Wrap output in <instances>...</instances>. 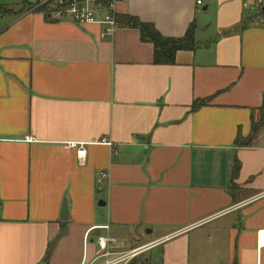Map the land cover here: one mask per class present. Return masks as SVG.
<instances>
[{
    "label": "crops",
    "instance_id": "obj_1",
    "mask_svg": "<svg viewBox=\"0 0 264 264\" xmlns=\"http://www.w3.org/2000/svg\"><path fill=\"white\" fill-rule=\"evenodd\" d=\"M25 1L0 0L18 7L0 15V264H84L105 234L151 244L129 264H264V127L247 145L264 99L256 0L119 3L165 37L196 22L199 47L173 64L119 19L102 37Z\"/></svg>",
    "mask_w": 264,
    "mask_h": 264
},
{
    "label": "built area",
    "instance_id": "obj_2",
    "mask_svg": "<svg viewBox=\"0 0 264 264\" xmlns=\"http://www.w3.org/2000/svg\"><path fill=\"white\" fill-rule=\"evenodd\" d=\"M125 1L127 0H40V5L49 3L51 7L49 16L55 20L98 24L102 26L101 36L104 37L113 35L119 28L118 4ZM197 3L201 4L202 0H198ZM256 3L258 9L264 11V0H256ZM70 146L77 149L80 163H83L86 154L84 144L72 142ZM99 174L101 177L108 176L105 171ZM96 243L99 247L98 252L84 264H129L151 246V244H145L126 248L122 240L111 234L98 236ZM258 246L260 249L264 247V232L259 233Z\"/></svg>",
    "mask_w": 264,
    "mask_h": 264
},
{
    "label": "trees",
    "instance_id": "obj_3",
    "mask_svg": "<svg viewBox=\"0 0 264 264\" xmlns=\"http://www.w3.org/2000/svg\"><path fill=\"white\" fill-rule=\"evenodd\" d=\"M22 5H29V7L39 5V7L35 8V11L44 12L46 15H48L51 11L49 3L40 5V1H37L36 3H28L25 1ZM21 11H23V9ZM6 14H16V10H14L12 6L0 3V15ZM118 19L120 24L123 26L138 28L140 30L142 40L153 43L154 62L156 64H173L175 62V54L178 50H195L199 47V44L195 41L196 22H193L190 25L183 37L170 38L163 36L152 23L143 22L138 17L127 15L120 16ZM245 24L246 23H244V26ZM210 101V98L196 99L193 102L192 108L198 109L206 106L210 103ZM262 127H264V99L261 107L259 108L258 119L256 121L253 120L252 135L248 138L247 145L252 143L253 139L259 134ZM240 167V161L236 158L234 160L232 170L233 179L238 176ZM133 264H137V262L135 261ZM141 264H145V260H143Z\"/></svg>",
    "mask_w": 264,
    "mask_h": 264
},
{
    "label": "rangeland",
    "instance_id": "obj_4",
    "mask_svg": "<svg viewBox=\"0 0 264 264\" xmlns=\"http://www.w3.org/2000/svg\"><path fill=\"white\" fill-rule=\"evenodd\" d=\"M29 1H33V2H34V1H36V0H29ZM38 1H40V0H38ZM36 7H39V5H36V6L33 5L32 7H31V6L29 7V5H24V6L22 5L21 8H20L19 10L24 9V8H25V9H33V8H36ZM13 9L16 10V11H18V7H15V6H14ZM205 19H207V17H206ZM212 19L214 20L213 17L209 16V17H208V22L206 23V25H205L204 27H206L207 25H209V24H210V21H211ZM207 32L209 33V32H210V29H209ZM208 33H207V34H208ZM258 117H259V116H258ZM142 260H143L142 257L139 258V259H137V262H138L137 264H141V261H142Z\"/></svg>",
    "mask_w": 264,
    "mask_h": 264
},
{
    "label": "water",
    "instance_id": "obj_5",
    "mask_svg": "<svg viewBox=\"0 0 264 264\" xmlns=\"http://www.w3.org/2000/svg\"><path fill=\"white\" fill-rule=\"evenodd\" d=\"M99 205H101V206H104L105 205V201H104V199L102 198V195H99ZM63 213H62V217H61V219L62 220H67L68 219V213H67V205H66V202L64 203V205H63V211H62Z\"/></svg>",
    "mask_w": 264,
    "mask_h": 264
}]
</instances>
